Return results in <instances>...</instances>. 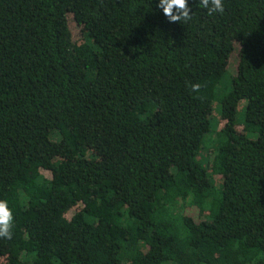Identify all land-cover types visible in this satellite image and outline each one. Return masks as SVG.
<instances>
[{
    "label": "trees",
    "instance_id": "1",
    "mask_svg": "<svg viewBox=\"0 0 264 264\" xmlns=\"http://www.w3.org/2000/svg\"><path fill=\"white\" fill-rule=\"evenodd\" d=\"M222 2L0 0V264H264V0Z\"/></svg>",
    "mask_w": 264,
    "mask_h": 264
},
{
    "label": "clouds",
    "instance_id": "2",
    "mask_svg": "<svg viewBox=\"0 0 264 264\" xmlns=\"http://www.w3.org/2000/svg\"><path fill=\"white\" fill-rule=\"evenodd\" d=\"M200 3L208 9L209 15L215 12L223 14L225 11L222 0H200ZM157 7L163 10V14L169 22L188 21L192 18L188 0H159ZM200 87L198 83L191 85L194 92H199ZM13 219V212L9 208L8 202L0 199V238H11Z\"/></svg>",
    "mask_w": 264,
    "mask_h": 264
},
{
    "label": "rangeland",
    "instance_id": "3",
    "mask_svg": "<svg viewBox=\"0 0 264 264\" xmlns=\"http://www.w3.org/2000/svg\"><path fill=\"white\" fill-rule=\"evenodd\" d=\"M69 24L73 32V38L76 40L81 37L80 35V27L79 24L75 22L72 17H69ZM237 48L238 45L235 43V50L230 56L229 64H228V71H226L223 76L221 77L218 86H217V94H224L225 92L229 91L230 88V77L236 71L237 68ZM244 107H245V100H239L237 105V121L239 123L238 127L242 129L243 120H244ZM220 105L218 104V97L215 98L212 106V111L210 114V122L211 125H216L218 121ZM220 125L222 124V120H220ZM250 137H254V133L248 134ZM207 137L204 139V147L207 148Z\"/></svg>",
    "mask_w": 264,
    "mask_h": 264
}]
</instances>
